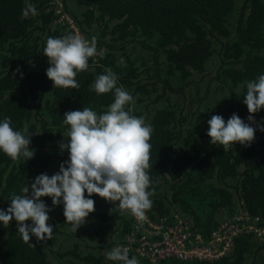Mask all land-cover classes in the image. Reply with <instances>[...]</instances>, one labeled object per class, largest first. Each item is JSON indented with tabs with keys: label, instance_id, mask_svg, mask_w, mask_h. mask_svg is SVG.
Wrapping results in <instances>:
<instances>
[{
	"label": "trees",
	"instance_id": "obj_1",
	"mask_svg": "<svg viewBox=\"0 0 264 264\" xmlns=\"http://www.w3.org/2000/svg\"><path fill=\"white\" fill-rule=\"evenodd\" d=\"M28 2L37 16H22L25 0H0V121L10 118L18 131L27 125L35 150L34 158L18 162L0 151V209L10 206L13 194L24 195L21 190L52 164L58 172L68 160L59 148L68 142L66 112L108 110L114 94L89 89L111 68L117 86L134 98L131 114L153 128L148 220L161 218L172 226L176 218L186 219L204 237L220 218L244 211L264 223V132L257 128L250 147L236 144L227 152L207 136L213 115L227 121L235 113L247 122L246 82L264 74V0H60L85 36L97 37L98 54L77 74L78 89L53 87L46 76L47 39L69 34L52 25L55 0ZM254 119L264 121V109ZM91 198L95 211L76 233L65 222L63 205L51 203L53 237L44 243L34 236L25 243L14 219L6 228L0 222V264H121L106 253L129 233L139 237L142 227L115 204ZM133 256L139 264L190 263H152L129 250ZM200 264H264V242L238 236L227 255Z\"/></svg>",
	"mask_w": 264,
	"mask_h": 264
},
{
	"label": "clouds",
	"instance_id": "obj_2",
	"mask_svg": "<svg viewBox=\"0 0 264 264\" xmlns=\"http://www.w3.org/2000/svg\"><path fill=\"white\" fill-rule=\"evenodd\" d=\"M38 14L36 6L25 0L22 16L28 18ZM105 51L101 49L99 54ZM97 54L95 36L91 40L79 34L49 37L43 50L50 65L46 76L53 87L78 89L77 74L87 71L89 59ZM120 63H124L123 59ZM118 79L111 68H106L90 86L89 90L98 95L114 94V102L106 112L98 114L84 107L64 114V123L70 126L63 135L68 142L61 141L59 148L61 152H68V160L60 164L59 171L51 176H36L30 187L27 184L21 190L24 195L13 194L10 206L0 209L3 227H8L14 219L25 243L33 236L41 243L53 237V226L48 223L52 209L42 197L51 198L53 207L63 205L65 222L71 225L74 233L95 211L93 195L115 204L122 214L128 212L139 222L148 220L146 212L152 207L150 197L153 195L149 190L153 128L144 117L131 114L128 106L134 103V98L122 86H117ZM246 89L243 103L249 113L247 122L235 113L227 121L221 115H213L207 121L210 144L221 145L225 152L233 150L236 144L250 147L257 128L264 132V121L258 123L254 119V114L264 109V74L247 81ZM31 137L27 125L23 131H18L11 126L10 118L0 121V151L11 160L34 158ZM106 255L107 259L121 264H139L137 258H129V250L121 246L112 248Z\"/></svg>",
	"mask_w": 264,
	"mask_h": 264
},
{
	"label": "built area",
	"instance_id": "obj_3",
	"mask_svg": "<svg viewBox=\"0 0 264 264\" xmlns=\"http://www.w3.org/2000/svg\"><path fill=\"white\" fill-rule=\"evenodd\" d=\"M55 3L57 17L52 25L63 28L69 34L81 35V30L73 18L64 12L60 0H55ZM133 221L135 227L142 225L134 216ZM145 223L146 226L141 227L147 230L146 233L141 232L139 237H136L134 232L129 233L120 239L116 246L133 250L152 263L166 258L190 262L188 264L212 262L227 255L231 251L234 238L238 236H250L256 242L264 241V223L256 216H248L246 212L220 218L207 237L192 230L191 225L177 218L172 226H166L165 219L161 218L156 221L147 220Z\"/></svg>",
	"mask_w": 264,
	"mask_h": 264
},
{
	"label": "rangeland",
	"instance_id": "obj_4",
	"mask_svg": "<svg viewBox=\"0 0 264 264\" xmlns=\"http://www.w3.org/2000/svg\"><path fill=\"white\" fill-rule=\"evenodd\" d=\"M238 2H240V0H238ZM238 4H240V3H238ZM80 30L82 31V33L85 32V31H84L83 29H81V28H80ZM209 71H210V73L213 74L212 69H209ZM56 170H57V168H56V164H52L51 168L47 171L46 174H48L49 176H51V175H53V174L56 173ZM29 187H30V186H29ZM95 197L97 198L98 202H99L101 205H103V206H105V205H109L108 202H106L103 198L99 197L98 195H95ZM41 199H43V201L47 202V206H50V204L52 203V201L50 200L49 197H42ZM120 211H121V210H120ZM173 214L176 215L175 213H173ZM176 216H177V215H176ZM181 218H182V217H181ZM184 221H185L186 223L189 224V222H188L186 219H184ZM141 226H142V225H137L138 229H141ZM141 230H143V231H141ZM141 230H140V231H141V232H144V233H146V231H147L146 229H143V228H142Z\"/></svg>",
	"mask_w": 264,
	"mask_h": 264
},
{
	"label": "flooded vegetation",
	"instance_id": "obj_5",
	"mask_svg": "<svg viewBox=\"0 0 264 264\" xmlns=\"http://www.w3.org/2000/svg\"><path fill=\"white\" fill-rule=\"evenodd\" d=\"M64 30V29H63ZM65 32V31H64ZM66 33V32H65ZM81 33V35L83 36V37H85L86 38V36H85V34L84 33H82V31L80 32Z\"/></svg>",
	"mask_w": 264,
	"mask_h": 264
},
{
	"label": "bare ground",
	"instance_id": "obj_6",
	"mask_svg": "<svg viewBox=\"0 0 264 264\" xmlns=\"http://www.w3.org/2000/svg\"><path fill=\"white\" fill-rule=\"evenodd\" d=\"M245 212V211H244ZM264 242V241H263Z\"/></svg>",
	"mask_w": 264,
	"mask_h": 264
},
{
	"label": "water",
	"instance_id": "obj_7",
	"mask_svg": "<svg viewBox=\"0 0 264 264\" xmlns=\"http://www.w3.org/2000/svg\"><path fill=\"white\" fill-rule=\"evenodd\" d=\"M87 38V37H86Z\"/></svg>",
	"mask_w": 264,
	"mask_h": 264
}]
</instances>
